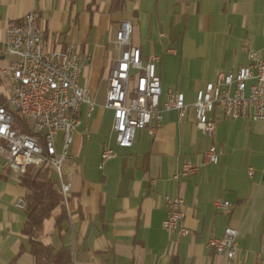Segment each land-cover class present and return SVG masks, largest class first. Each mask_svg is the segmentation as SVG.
I'll return each mask as SVG.
<instances>
[{
    "label": "crops",
    "instance_id": "crops-1",
    "mask_svg": "<svg viewBox=\"0 0 264 264\" xmlns=\"http://www.w3.org/2000/svg\"><path fill=\"white\" fill-rule=\"evenodd\" d=\"M33 11L48 50L72 45L90 56L81 84L92 94L105 74L106 95L117 32L122 22H132V42L143 60L160 56L161 107L167 92H180L189 112L181 120L176 110L164 111L160 128L138 131L134 145L121 148L113 111L105 102L98 112L83 105L72 159L64 166L73 184L70 198L31 234L21 175L4 169L0 159V264H36L34 241L69 250L72 264H264V123L216 110L210 139L198 127L193 107L219 72L236 74L248 64V50L264 55V0H0V43L10 25ZM213 144L221 152L216 165L175 179L185 162L202 163ZM107 147L116 155L103 162ZM57 149L62 150L60 135ZM167 196L182 198L181 226L188 236L164 230ZM21 199L25 208L17 206ZM218 201L235 206L219 209ZM228 227L239 231L232 260L206 247Z\"/></svg>",
    "mask_w": 264,
    "mask_h": 264
},
{
    "label": "built area",
    "instance_id": "built-area-1",
    "mask_svg": "<svg viewBox=\"0 0 264 264\" xmlns=\"http://www.w3.org/2000/svg\"><path fill=\"white\" fill-rule=\"evenodd\" d=\"M176 1L184 3L186 0ZM133 32L132 22L121 23L105 95V107L113 111V131L121 148H131L138 131L148 129L153 133L160 128L164 111L176 110L181 120L189 112L185 95L180 92H167L161 107L164 92L157 73L160 56L143 60L141 49L132 42ZM0 49L2 167L19 175L25 174L29 167L34 171L50 169L58 177L65 204L73 188L72 182L65 178L64 166L72 159L74 133L81 125L83 105H88L90 112L96 107L90 89L81 84L83 70L91 58L76 52L72 45L64 50H48L37 11L27 14L21 23L8 27ZM248 58V64L236 74L221 71L215 82L207 83L198 92L193 107L197 125L206 137L214 138L217 119L212 114L216 110H222L227 118H251L264 123V55L248 50ZM59 135L61 152L57 149ZM115 155L114 150L107 147L102 152V161ZM220 155L213 144L205 152L202 163L185 162L175 179L197 174L204 165H216ZM253 173L250 168L249 176ZM183 204L182 198H165L163 228L168 233L190 234L181 226ZM215 205L224 210L235 206L227 201H218ZM17 206L25 208V200H19ZM238 236L237 229L228 227L222 237L210 238L206 247L232 260L239 249Z\"/></svg>",
    "mask_w": 264,
    "mask_h": 264
},
{
    "label": "trees",
    "instance_id": "trees-1",
    "mask_svg": "<svg viewBox=\"0 0 264 264\" xmlns=\"http://www.w3.org/2000/svg\"><path fill=\"white\" fill-rule=\"evenodd\" d=\"M16 117H18L17 114ZM20 178L22 185L26 188L25 199L28 211L26 230L31 234L41 230L43 222L52 216L57 207L64 204L63 196L56 186L50 169L34 171L32 167H29ZM65 214V211L62 212L60 220L65 219ZM30 252L36 264H72V256L67 249L58 251L51 246L34 241Z\"/></svg>",
    "mask_w": 264,
    "mask_h": 264
},
{
    "label": "rangeland",
    "instance_id": "rangeland-1",
    "mask_svg": "<svg viewBox=\"0 0 264 264\" xmlns=\"http://www.w3.org/2000/svg\"><path fill=\"white\" fill-rule=\"evenodd\" d=\"M7 59H10V57H7ZM106 85L107 83L105 81V74H103L100 84L97 88V92L93 94V97H94L93 99L96 103L97 112L99 111L100 108H103L104 106V102H105L104 96H105ZM104 113L106 114V116H109L110 114V112L106 110Z\"/></svg>",
    "mask_w": 264,
    "mask_h": 264
}]
</instances>
